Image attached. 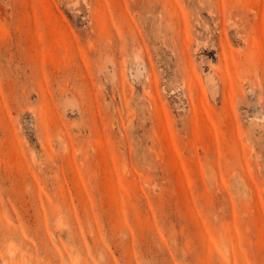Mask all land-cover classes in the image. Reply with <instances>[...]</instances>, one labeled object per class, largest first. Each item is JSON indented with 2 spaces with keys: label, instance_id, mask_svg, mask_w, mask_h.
Listing matches in <instances>:
<instances>
[{
  "label": "rangeland",
  "instance_id": "374dc122",
  "mask_svg": "<svg viewBox=\"0 0 264 264\" xmlns=\"http://www.w3.org/2000/svg\"><path fill=\"white\" fill-rule=\"evenodd\" d=\"M0 264H264V0H0Z\"/></svg>",
  "mask_w": 264,
  "mask_h": 264
}]
</instances>
